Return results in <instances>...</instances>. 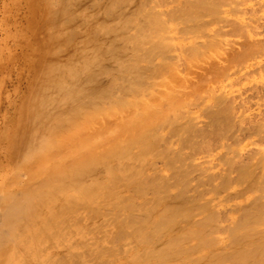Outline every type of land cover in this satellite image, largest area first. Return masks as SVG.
Instances as JSON below:
<instances>
[{
    "label": "bare ground",
    "instance_id": "obj_1",
    "mask_svg": "<svg viewBox=\"0 0 264 264\" xmlns=\"http://www.w3.org/2000/svg\"><path fill=\"white\" fill-rule=\"evenodd\" d=\"M57 1L59 0L54 2L57 4ZM70 1L72 4L70 7H73V5L77 3V0H64V2H62L63 4L60 3L57 8H55V6L51 8L52 5L50 6L49 3L50 0H37V4L36 2L34 3L36 7L34 13L36 14V18H39V22H43V25L44 23H46V25L47 23L52 25L53 30L55 28L56 32L59 30L55 34L52 33L53 36L57 35L56 40H54L55 37L49 35L50 37H46V41L43 39L44 42H41L43 45L46 44L47 39L53 41L56 46H58L57 43L59 41V46L62 45L61 43H67V45H70L72 42V40L70 43L66 41L70 40L72 35H76L72 29L70 30L71 27L73 28L74 24L72 26L68 24L71 26L68 30L63 26L64 30L61 26L69 19L72 20L71 18H74V21L77 20L78 16L75 14H81V12H78L79 10H77V13L76 10H70L68 7ZM92 1L93 3H100L101 0ZM124 1L126 2V5ZM133 1L130 2L129 5L133 3ZM140 1L136 0L134 6V3L131 4L133 8L129 15H125L124 17L123 15L125 13L121 15L123 18H119L120 22L118 23V26L116 25V21L120 15L116 14L117 17L115 20L114 17L116 15L113 14V21L115 20L114 22H116L115 25L117 26H113L116 28V34H114L116 35L115 37L109 36L105 39V42L93 47L96 43H93V45L91 43L94 37L89 35V39L87 34H85L86 38H88V41L91 43L88 45H92V48L88 46L89 49L86 47V49L82 50L80 53L77 51H75L77 53H74V50H72V46L70 45L71 49H69L71 51H69V54L73 53L72 55L74 57L67 60L64 64L47 63L43 57L44 60H42L43 66L40 75L45 78V84L39 89L40 93L38 92L37 98H34L38 108L33 110L31 115L27 116V119H24V121L22 120L24 126L26 122L30 127V135H33V133L35 134V131L40 127L43 128L42 135L39 139H33V137L29 138L22 151L21 157L8 172L7 180L0 185V264H264V229H260L262 221L260 218L263 216L258 217L256 212L253 214V211H256L254 208L253 211H249L247 208L250 206L246 207V209L242 210L243 213L240 212L239 215L242 214L241 217L235 215L230 216L229 225L223 227L221 224L222 221L218 219V216L220 215L218 214L219 212L215 213L216 211H213V207L204 206L205 208L203 209V205L199 206L196 203L203 200L204 194H202V192L201 194H197V192H195V194L187 192L188 195L192 196L189 199V196H186V190L192 181L189 182L190 177H188L187 173L189 172V162H191L192 156L189 154V157H187L188 155H183L184 152H181V148L188 145L196 149L195 146L199 142V140H197L196 143L195 140L196 131L194 130V125L191 124V121L188 122L187 120L192 119L188 116L187 105L191 103L192 100H195L192 103L193 105L198 102L197 93L192 90L190 85V73L188 72V75L187 71L190 70L191 67L203 69L201 67L202 65L219 60L221 61V59L222 63L224 58L220 59V57L223 54V51H227L226 49L223 50L222 47L224 43L230 45L229 40L225 39L222 43L215 40L216 38L212 39L213 41H209L208 38L207 41L205 40L206 42H203L205 44L208 43L207 47L195 48L197 45H195V42H191L194 38L188 39V35L187 37H178L175 32L176 28L174 27V29L170 24L171 21L168 22L164 17V15H166L169 19L170 16L179 13V15H181V22L187 25L188 20L190 22L195 21L196 16L201 12L208 10L210 13V11H213L209 0H192L193 2L190 1L192 2L191 4L187 0L185 2L186 4L182 1V7L175 11L173 9H175L174 7H178V4L172 6L173 8L171 7L170 9H167L169 6L165 3V0H154L158 3L157 9H155L156 7L147 6L152 0ZM218 1L220 4L224 2L223 0ZM230 1L232 2L233 0H227V4L228 2L230 5L234 3V1L232 3H230ZM241 1L243 2V0ZM255 1L257 2V0ZM108 2L107 9H103V7L100 8L103 10V14L114 4L117 8V4H121V2H124L122 5L125 6H127L128 3L127 0H108ZM172 2L173 1L171 0V3ZM239 2L240 0L238 3ZM243 3L246 4L247 1ZM243 3L240 4L243 6ZM184 4L185 6H183ZM84 5H86V2ZM95 5L98 7L97 4ZM223 5H225V3H223ZM236 6L237 2H235L234 7ZM161 7L165 8V13L167 12L166 14L162 11ZM98 8L97 14H99L100 11ZM120 8L122 7L120 6ZM258 8L260 9L262 7ZM241 9H238L237 6V10L240 11ZM102 10L100 11V14H102ZM233 10H231L232 12L230 14L234 13ZM237 10L234 11L237 12ZM119 11L122 13V10ZM124 11L126 12V9H124L123 12ZM243 11L245 12V9ZM109 12H107V15ZM114 12L117 13L116 11ZM261 12H264V10ZM207 13L206 16H208ZM94 14L96 13L94 12ZM100 14L98 16H100ZM237 14L230 15L229 20L233 23L228 27L233 29H231V32H229L230 30L226 31V33L229 32L231 36L237 37V30L244 29L243 33L246 35L244 36L242 34V38L243 36L246 37L249 43L252 44V47L249 44L247 48L256 49L258 46H261V50L258 49L260 52H264L263 47L260 44L254 48V45H257L256 43L262 44L264 42L263 40L260 42L258 39V35L262 32L259 28L260 21L258 22V20L261 19L262 22L264 21V17L259 16L260 19H257V17L254 16V19H251V13L250 16L249 14L248 16L252 22H249V18L244 16L246 21L248 20V22H246L245 18L243 19ZM254 14L256 13H253L252 15ZM83 15H85V12H83ZM87 15L88 19H91L92 21L93 16L89 18V12ZM101 16L103 17L104 15ZM213 16L211 14L212 18ZM218 16L220 17L219 14ZM223 16L220 19L218 18L219 21L222 20L225 22ZM79 17L81 19L84 16L81 17L79 15ZM86 18L87 17H84V20ZM80 19L78 18L77 21ZM108 19H110V17ZM215 19L216 18H214V21ZM84 20L82 19V22H79L80 25L86 22ZM109 21L112 22V19ZM69 22L70 21H68V23ZM108 23H106V21L105 23H101L103 27L105 26V31L102 30L103 37L107 34L106 32H114L115 30L113 27L112 30L108 29L106 24L107 26L111 24ZM217 24L215 23V25ZM43 25H41L42 28L45 26ZM234 25L238 29H234ZM83 26H85V28L87 27L86 25ZM90 28L94 27L90 26L88 29ZM191 28L192 27H190V29ZM49 29L51 30V28ZM98 29L100 30L99 33L95 32V34H100L102 28ZM44 31L42 30V32ZM103 31L106 34L103 33ZM234 31L235 34H233ZM78 32L79 31H77V33ZM80 33L78 34L81 35ZM221 33L222 32H216L220 37L224 35L228 36L229 34L224 33V31L222 34ZM238 33L240 36L241 31ZM216 34L214 33L213 36H216ZM42 35L44 36V34ZM45 35L47 36V34ZM98 36L102 37L101 35ZM52 37L54 38L53 40L50 39ZM115 38L119 39V42H117L120 43V45H118L119 48H111V42L115 41ZM223 38H225V36ZM117 39L116 41H118ZM100 40L101 39L99 38V41ZM187 40H189V42H187ZM241 40L244 41V39ZM56 41L58 42L56 43ZM186 43H190V46L186 45ZM52 45L51 42V46ZM171 45L173 46L172 49ZM235 46L236 45H232L234 49ZM227 47L232 48L231 46ZM60 48H62V46ZM173 48L179 53L178 67H175L174 63L167 61L166 58L163 57L164 53L172 51ZM188 48L191 49V51H188L189 53L186 51L189 50ZM247 48L244 49L247 50ZM212 49L216 52L214 54L211 53V56L205 58V54L202 50L209 51ZM182 50L188 54L184 55ZM259 50H253L254 53L257 52L255 53V56H257L256 54H258ZM236 51L239 52L240 50ZM242 53L243 52H239L238 54ZM74 54L78 55L75 57ZM72 55L69 56L72 57ZM229 56L226 59H228ZM253 56L254 55H252V58ZM108 57H113L116 63L115 68L117 73L115 72V76L109 77L111 78L110 91L113 89V92L109 93V90H107L105 94L99 95H103V97L101 96V98L97 100H94V98L92 103H90L91 101L89 100L88 102L91 105H85L86 107L90 105L87 108L82 105L86 103H81L84 98L83 95V98L80 101L82 106L79 105L76 108L77 105L75 106V102L77 104L80 95L76 93L77 90H75L76 88L74 85L78 84L80 80L95 74L92 73V71L95 72L97 70L96 72L99 73L98 70H103V68H98V65L96 64ZM157 57L159 58L157 59ZM45 58L47 59V56ZM197 60L200 62H193H197ZM229 60H231V58L228 59V62ZM238 60H241L240 57ZM230 62L229 65L233 63V60ZM235 63L233 67H235ZM146 65H149L151 72L150 79L147 78L148 81L151 80L150 82L139 79L140 73H142L141 71L149 72V70L146 69ZM96 66L97 68H95ZM181 66L182 68H180ZM225 67L230 68L228 65L224 66L225 72ZM106 69L108 68H105V70ZM261 70L259 69V71L264 74V69L263 71ZM38 71L39 70H37V73ZM159 71L165 73L167 76V79L164 78L166 79L165 81L162 78H158L161 81H164L160 82L161 84L159 83L162 89L157 88L156 86L158 83H155V77ZM123 72L127 73V75H123ZM101 73L103 75V71H101ZM108 74L109 73H107V75ZM37 75H39V73ZM40 75L37 77L40 78ZM95 75H97V73ZM93 77L91 76V78ZM206 77L209 76L206 75ZM205 79L207 80V78ZM238 79L240 78L238 77ZM230 86L232 87L234 85L231 84ZM207 87L209 86L207 85ZM261 88L258 87V90ZM244 90H242V92ZM219 91H221V88ZM223 93L219 96L223 95ZM253 93H256V91H253ZM86 94L87 92L85 95ZM239 94H241V92L239 93L238 91V97L240 96ZM256 94L253 95L256 97ZM261 94H258L259 98H262L260 97ZM248 97L249 96H247V98ZM62 98H68V101L64 104L61 103V106H59L60 104L57 105V107L50 112L46 111L47 106L51 102L53 103V101L61 100ZM198 98L202 99L200 95ZM259 98H257V101ZM232 99L233 98L230 100ZM236 99L238 98L235 97V100ZM87 100L88 99H86V101ZM217 102L218 101H215V99H210L205 101L204 106L202 104L201 106L205 107L206 110L211 109L212 111V114H208L211 116L209 118V127L210 130L213 131H208L207 133L214 132L216 137L221 138L222 134L228 129V126L221 118H224V116L221 115L222 112L220 110H222V108H219ZM240 102L239 104H241ZM64 105L68 106V112L65 114L61 111ZM190 106L191 105L189 104L188 107ZM196 106L197 105H195V107ZM79 107L86 109L85 114H82L84 111H78L76 114L79 115L73 116L72 112L78 110ZM241 107L239 106L240 109ZM259 107L261 108L262 105ZM230 108H232L231 105ZM234 110L232 109V111ZM243 110H241V113H244ZM189 111L191 114L194 109L193 111ZM79 112L83 117H80ZM249 113H251V111ZM229 116L232 117L231 115ZM249 116H252V114ZM259 116L260 115L258 114L257 117ZM259 118L264 119L262 116ZM184 120L187 121L184 122ZM194 121L196 120L194 119ZM201 127L204 129L200 130L205 132V126ZM235 127H237V125ZM195 129H197L200 134L201 131L199 132L198 126ZM254 129L255 128L252 130ZM245 130H247V128ZM207 133H204L201 136L198 134V138H200L201 142L204 140L208 141L205 139L206 135H208ZM181 135L184 136L181 137ZM263 136L261 138H263ZM35 137L38 138L39 134L38 137L37 134H35ZM234 137H232V139ZM16 138L17 137H15V143L18 142V139ZM172 138L175 140L173 141ZM234 139H236V137ZM259 141L261 140L259 139ZM241 142L239 141L237 144ZM198 145L201 147V144L198 143ZM257 145L258 147L261 146L259 144ZM209 148L210 153L212 154L211 145ZM197 149H199V147ZM229 150L231 149L229 148ZM192 152H194V150ZM197 153H195L194 159ZM227 153L229 152L227 151ZM259 154L260 153H258V156ZM232 157L236 158L234 154ZM232 157L229 159L226 158L227 161H224L226 162V165H229V163L232 164ZM246 158L243 159L241 163H246L249 157L247 160ZM154 159H162L165 169L160 170L161 172L154 170L155 167L152 168L150 166ZM249 168H251V166L248 167V170ZM260 168L261 167H259V169ZM209 169L210 167L208 170ZM234 169H237V167ZM94 170H97L98 173H100V176L92 179L87 177L88 174L91 175V172ZM244 170V172L242 171L243 173L241 175H238V177L236 176L237 179L235 178L236 180L231 183L228 182V175H223L221 177L222 185L220 186L228 189L233 187V189H235L237 186L246 183L245 179L250 178L248 181H251L253 175L251 177L247 172V169ZM201 174H203V172H201ZM216 175L217 173L212 177L217 178ZM258 175L255 174L257 179L259 177ZM202 176H205V172ZM202 176H199V178H202ZM255 176L253 179H255ZM262 176L263 175H261V177ZM83 178L84 180H90L83 183ZM36 181H39L40 184V187L39 184L36 186L38 189L33 187V184ZM242 181L245 182L242 183ZM254 181L257 180L255 179ZM263 181L261 182L263 183ZM171 185H175V190L177 192L172 190ZM196 185L199 186L197 182ZM217 185L215 184V186ZM248 185L250 186L252 184L249 183ZM220 186L218 188L221 189ZM191 187L192 186L190 185V188L188 189L191 190ZM199 187L196 189H199ZM253 187H256L255 189H257V186ZM196 189L194 190L199 191ZM220 189L218 190L220 191ZM224 191L227 192V189ZM216 192H214L213 195L215 194L217 196ZM262 195H264V193L261 192V197L259 198H263ZM172 196H176L177 201L173 199L174 202L170 198ZM169 198L174 204L173 202L171 204V201L168 203ZM215 214H218V216L216 217ZM221 219H224L223 215L221 216ZM219 234L224 236H220Z\"/></svg>",
    "mask_w": 264,
    "mask_h": 264
},
{
    "label": "rangeland",
    "instance_id": "obj_2",
    "mask_svg": "<svg viewBox=\"0 0 264 264\" xmlns=\"http://www.w3.org/2000/svg\"><path fill=\"white\" fill-rule=\"evenodd\" d=\"M51 1L52 0H50V2H49L50 6L52 5L51 8H53L54 6H55V8H57L60 3L63 4L62 2H64V0H59V1H57V4H56L55 3L56 0H53L52 2ZM132 1L131 0L130 1L127 0V2H128L127 6H125L126 5L125 1H124L125 5H122V4H124V2H121V4H117L118 10L115 7L116 6L115 4L112 5L113 7L110 6L109 8L112 11L110 9H108L107 12H109V10H110V12H112V13L109 12L110 13V14L108 13L109 16L107 15V12H105L106 10L104 11L106 14L105 13L103 14V10L100 9L101 7H103V9H107L108 0H106V2H105V0H101L100 3L99 2L93 3L92 0H77V3H75L73 5V7H70V5H72L71 1H70L69 4H68L69 9L70 10H74V11L76 10V12H77V10H79L78 12H81V14L78 13V12H77L78 14H75V15L78 16V17L76 16L77 20H78V18L80 19L79 15L81 17L82 16L87 17L86 18L87 20L86 19L84 20V17H82L79 21H77V20L74 21V18H71L73 21L69 19L68 20V21H70L69 23H68V21H66V23L64 22L62 24V26H61L63 29L65 27V29L68 30V28H70L74 24L73 28L75 30L72 27L70 28V30L72 29L74 34H76V35H74V36L72 35L70 40L66 41V42L70 43L71 40H72L70 45L72 46V50H74V53H77V52L80 53L82 50H85L86 47L88 49H89V47L92 48V45L95 42L96 43L93 45V47L94 46H98L99 44L105 42V39H107L109 36L115 37L116 35H114V34H116L115 33L116 28H114V27L118 26V23L120 22L119 18L122 17L121 15H123L125 13L123 15V17H124L125 15L127 16V15L130 14V12L132 11L133 6L135 5L134 2L136 0L133 1L134 4L131 3V4H133V6L131 4L129 5V3L132 2ZM138 1H140V0H138ZM172 1L174 3L173 2L171 3V0H165V3L169 6L167 9H170L172 6H175V4L176 5L178 4V7H174L175 8V9H173L174 11L176 9H179V8L182 7L181 6L183 4V3H181L182 1L184 3L186 2V0H176V1L172 0ZM187 1H189L190 4L193 2L192 0H187ZM190 1H192V2H190ZM223 1H224L223 3H225V5H223V3L220 4L218 0H209L210 5L213 8V11H210V13L208 12V10L201 12L199 15L196 16L195 21H193V22L191 21L190 22L188 20L189 23L186 21L187 25L185 23L181 22V15H179V13H176L173 16H170L169 19H168V17L166 15H164L163 13L162 14L168 20V22L171 21L170 22L171 26L173 28L174 27L176 28V29L175 28L174 29H175V32H176L178 37H187V35H188V37H187L188 39L189 38H191V39L194 38L191 42H193V43L195 42V45L198 46V47L196 46L195 48H200V47L205 48V47H207L208 43L205 44L203 42H206L208 38H209L208 39L209 41H213L212 39L216 38L215 40H217L218 42H222V43H223V41L225 39H228L229 43H230V45H228V43H224L222 48H223V50H225V49L227 51L229 50L228 52L227 51L226 52L228 53V56L230 55L229 58H231V60H233L232 64L229 65V62L231 60H229V62H228L229 58L226 59L228 57L227 53L225 51H223V54L221 55L220 59L224 58L223 59L224 63L223 62L221 63L222 59H221V61L218 59L219 61L212 62V63H206V64L202 65L201 67L203 69H201V68L200 69H196V68H192L191 67L190 70L187 71V73L188 72L190 73V77H191L190 85L192 87V90L197 93V100H198V102L196 101L198 104L194 103V105H193L192 103L195 100H192V102L189 103L191 106L188 107L189 104L187 105V111L189 113L188 116L192 118L191 120H189V119H187V120H188V122L191 121V124L194 125V130L196 131L195 140H196V143H197V140H199L198 143L201 144V147L197 143L196 146H195L196 149H194V148H192V147H190L188 145H185V146L183 145L184 147L181 148V152L182 151L184 152V153L182 152L183 155H188L189 154L190 156H192L191 162H189V169H188L189 172H187L188 173V177H190L189 182L192 180L190 182L188 188H190V185H191L192 189L189 190L187 188L186 196L188 195L187 192L191 193V194H195V192H197V194H201V192H202V194H204L203 200L201 202L199 201V203L198 202H196V203L199 206L203 205L202 206L203 209L205 207H213V211H216L215 213L219 212L218 214H220L221 216L223 215L225 220L221 219L220 215L218 216V214H215L216 217L218 216V219H220V221H222L221 224L223 225V227H225V226H228L229 223H230V221H229L230 216L235 215V216H238V217L240 216L241 217L242 214L239 215L240 212H242V210L246 209V207H248V206H250L251 208L249 207V208H247V210L253 211V208H254V210H256V211H253V214H254V212H256L258 217H260V216L264 217V195H262L263 198H259V197H261V192L264 193L263 192V190H264V181H263L264 180V177H263L264 176V169H263L264 168V139H263L264 138V136H263L264 135V131H263L264 130V119L259 118L260 116H262V118H264V114H263L264 113V95H263V93H264V90H263L264 89L263 88L264 87V84H263L264 83V74L259 71V69L260 70L262 69L261 71H263V69H264V67H263L264 66L263 65L264 64V52L263 51H262L263 53L260 52L261 46L260 47L258 46L259 44L262 45L263 50H264V44H263L264 42L262 44L261 43H256L257 45H254V48H256L257 46L258 47L256 49H253V48H251L252 44L249 43V41H248V39L246 37H244L246 35V34L243 33L244 29L241 28L243 31L242 30H237L238 32L241 31V33H240V36H239V33L237 32L238 34L236 33V36L238 35L239 37L238 36L235 37V36H231V34L229 33V32H231V29H233V28L230 29L228 27L229 25H232V23H233L231 20H229L230 15H234V14H237V13H238L237 15L240 16L243 19L245 17L249 18L251 13L252 14L253 13L258 14V15H256V14L252 15L251 14V16H250L251 19L252 18L254 19V16H256L257 19L259 18V16L260 17L261 16L264 17V12H261L262 10H264V8H263L264 0H262L263 2L261 0H257V2L255 0H250V1L249 0H243V2L247 1L248 4L247 3L244 4L241 0H240L239 3H238L239 0H237V1L233 0L234 3H232L233 1L232 2L230 1V3H232L231 5L229 4V2L227 4V0H223ZM35 2L37 4V0H0V185L5 183V181L7 180L8 172L11 170V168L16 163V161L21 157L22 151L25 148L26 143L28 142L29 138L33 137V139L34 138L35 139H39L40 136L42 135V132H43V128L42 127H40L39 129H37L35 131V134H37V137H38V134H39V137L36 138L34 133H33L34 136L29 134L30 127L27 125V123L25 122V126L22 123L24 121V119L28 118L27 116L31 115V112L33 110L38 108V105L36 104L34 98H37L39 89H41L42 86L45 84V78L40 75V72H42L41 69H42V66H43V61L42 60L45 59L47 63L51 62V64H64L67 60H69V59L74 57L72 55L73 53L69 54L70 53L69 51H71L70 50L71 46L67 45V43L66 44L65 43H61L62 44L61 45L62 48H60L61 46H59L60 45V41L59 42L56 41V43L58 42L57 45L59 47L56 46V44L53 43V41H51L49 39H47V42H49V43L46 42V44H48V45H46V44L43 45V43H41V42L46 41L45 40L46 37H50L49 35L53 36L52 33L55 34L59 30L56 32L55 28L53 30V28H52L53 26L52 25H50L48 23L46 25V23H44V25H45L44 26L43 22H39L40 21L39 18H36V14L34 13L35 10H36V7L34 5ZM85 2H86V5H84ZM104 2H105V5H104ZM235 2H237L238 9H241L242 5L240 3H243L242 9L240 11L237 10V6L234 7L235 6ZM92 4H93V6H92ZM95 4H97L99 8ZM157 4L158 3H156V1L152 0V1H150L148 3L147 6H151V7H154V8L156 7L155 9H157V7H158ZM185 4L183 6H185ZM187 5H188V2H187ZM222 5L225 6V7H223ZM245 5H247V6H245ZM248 5L251 8H249ZM260 5H262V6H260ZM95 6H96V9L94 11ZM120 6L123 9L120 8ZM258 7H262V8H260L261 10ZM97 8L100 9V11L102 10V14H100L101 12L99 11L100 16H98L99 14H97L98 13ZM161 8H162V11H164V13H165V11H166L165 8L164 7H161ZM255 8H257V9H255ZM83 9L86 10V11H84ZM124 9H126V12L125 11L123 12ZM233 9L237 10V12L234 11ZM244 9H245V12H247V13H245L243 11ZM251 9H252V11H251ZM119 10H122V13ZM231 10H233V12H234L233 14H230L232 12ZM114 11H116L117 13H115ZM83 12H85V15H87V13L89 12V16H90L89 18H91L93 16L92 18L95 19L96 21L93 20V19H92V21H91V19H88V15L87 16L83 15ZM94 12L97 14L98 17L96 16V14H94ZM118 12H119V14H118ZM127 12H128V14H127ZM206 13L208 14V16H206ZM113 14L114 15H116V14L120 15L118 17L117 21H116L117 22V24H116L117 26L115 25L116 22H114L116 20L117 15L114 17L115 20L113 21V16H114ZM211 14H212V16L214 15L213 18L211 17ZM218 14L220 15V17L218 16ZM248 14H249V16H248ZM101 15H104V16L102 17ZM106 15L108 16V18L110 17V19H112V22L109 21L110 19H108ZM215 16H218V17H215ZM222 16H223V20L225 22H223L222 20L219 21V19L222 18ZM104 18H107V19H104ZM122 18H120V19H122ZM214 18H216V19L219 18V19L218 20L215 19V21H214ZM250 18H249V22H252L250 20ZM82 19L84 21H86L87 23L86 22L84 24L81 23L82 25H80L79 22H82ZM105 21H106V23H108V21H109V23H111V24L108 23L109 26H111V27L107 26V24H106V27L108 29L112 30V27L114 26L113 27V29H115L114 32L113 31L109 32V33L106 32L107 34L104 32L105 31L104 30L105 26L103 27L101 23H103V22L105 23ZM245 21H246V18H245ZM77 22H78V25H80L81 27L77 25ZM246 22H248V20ZM258 22L260 23L259 28L262 30V32H260V34L258 35L259 36L258 39L261 42L262 40L264 41V35H263L264 34V30H263L264 29V27H263L264 26V23H263L264 21L261 22V19H260V20H258ZM75 23H76V25H75ZM215 23L216 24L219 23V24H217L218 26L215 25ZM224 23H225V26H224ZM40 24L43 25L44 28H42ZM68 24L71 25V26H69ZM83 25H86L88 28L90 26H93L94 28L88 29L87 27L85 28V26H83ZM235 25H234V29L237 28ZM188 26H190L192 28L190 29V27H188ZM48 27L51 28V30ZM95 27L97 28L98 31L96 30ZM98 28H100V29L102 28L100 34H98L99 31H100ZM42 30L43 31L46 30V31L42 32ZM76 30L79 31L78 33H80L82 31L80 33L81 35H79ZM83 30H85V31H83ZM88 30H89V32H88ZM102 30H104L103 33L106 34V35L103 34V35H105L104 37L102 36ZM111 30H109V31H111ZM215 30H217V31H215ZM165 31H168V30H165ZM223 31H224V33H226V31H229V32H227V33H229L228 36L224 35L225 38H223L224 36H221L222 37L221 38L220 36H218L219 34H216V32H218V33L222 32L223 33ZM95 32H98V33L95 34ZM48 33H50V34H48ZM214 33L216 34V36L214 35L215 37L213 36ZM42 34H44L45 37ZM45 34H47V36ZM85 34H87L89 39H90L89 35L94 37L92 39V41H91V43H92L91 46L88 45V44H91V43H90V41H88L89 39L86 38ZM233 34H235V31L233 32ZM242 34L244 35L243 38H242ZM98 35H101L102 37H99ZM262 35H263V39H262ZM56 36L57 35L53 36V37H55V39L53 37L50 38V39L56 40L57 39ZM217 36L220 37L221 39L218 38ZM111 37H110V39H111ZM228 37H230V38H228ZM99 38L101 40L102 39H104V40H102V41L100 40L99 41ZM43 39H44V41H43ZM95 39H97V40H95ZM116 39L117 38H115V41L111 42V46H112L111 48H119L118 45H120V43H117V42H119V39H117L118 41H116ZM241 39H244V41L241 40ZM245 41H246L247 45H246ZM51 42L53 44L52 46H51ZM187 42H189V40H187ZM236 42H237L238 45L236 44ZM249 44L251 46L250 48L253 49V50H259L260 49L258 51V54H256L257 56H255V53H257V52L254 53L253 50L250 51L251 49H248L249 47L247 48V46H249ZM147 45H146V47H147ZM186 45L190 46V43H186ZM232 45L233 46L236 45L235 46L236 50H240L239 52H243L242 54H245V55L247 54V55L245 56V55H242V54H238L239 52L236 51L234 49V47H232ZM53 46L56 47V48H54ZM227 46H231L232 48L227 47ZM45 47L46 48L48 47V48L46 49ZM51 47H53V48H51ZM172 47L173 46L171 45V49H172ZM244 48H247V50H245ZM48 49H49V51H48ZM188 49L189 50H186L187 52L191 51L190 48H188ZM244 50H245V52H244ZM75 51H77V52H75ZM202 51L205 54V58L211 56V53L214 54L216 52L213 49L209 50V51L208 50H205V51L202 50ZM211 51H213V52H211ZM230 51H232V52H230ZM187 52L183 51L184 55L189 53V52L188 53ZM180 53H181V51H180ZM224 53H226V54H224ZM69 55H72V57H70ZM74 55L76 57L78 54H74ZM252 55H254L255 57L253 56V58H252ZM46 56H47V59L45 58ZM167 56H168V58H167ZM248 56H250V57H248ZM43 57H44V59H43ZM68 57H70V58H68ZM163 57H165L167 61L174 63L175 67H178L177 64H178V61H179V53L177 51H175L174 48H173L172 51L164 53ZM239 57H240L241 60H238ZM158 58L159 57H157V59ZM38 60H39V62H38ZM49 60H51V61H49ZM193 62L194 63H198L200 61L197 60V62L196 61H193ZM218 62H220V63H218ZM244 62H245V64H244ZM213 63H214V65H213ZM234 63H235V67H233ZM103 64H105V65H103ZM96 65H98V68L99 67L103 68V70H98L99 71V73H98V72H96L97 70L94 69L96 71L95 72L92 71V73H95V74L97 73V75H95V74L91 75L92 77L94 76L93 78H91V76L86 77L85 78L86 80L82 79V80H80L78 82V84L74 85V87L76 88L75 90H77L76 93H78V95H80V97H78L79 101L77 102V104L75 102V106L77 105L76 108L79 105H81L80 101L83 98V95H84V98L82 99L81 103L82 102L86 103V104H82L83 106H85L87 104L92 103L94 98H95L94 100H97V99L101 98V96L103 97V95H101V96H99V95L100 94H105L107 92V90H109L108 91L109 93L113 92V89L110 91V80H111V78H109V77L115 76L114 73L115 72L117 73L116 68H115V66H116L115 59L113 57H108L106 59H103L101 62H98ZM102 65L105 66V67H103ZM226 65H228L230 68L225 67L226 68V72H225L224 66H226ZM220 66H221V68H220ZM259 66H261L262 68L259 67ZM95 68H97V66ZM105 68H108V69L105 70ZM180 68H182V66ZM183 68H184V66H183ZM146 69H148L149 72L148 71H144V72L141 71L142 73H140V78L139 79L144 80V81L147 80L146 82H150L151 80L148 81V79H150L149 77H151L150 76L151 72H150L149 65H146ZM37 70H39L38 73L41 76L40 78H38L39 75H37L38 74ZM101 71H103V75H102ZM124 72H123V75H127V73H124ZM107 73H109V74L107 75ZM189 73H188V75H189ZM141 74H143V75H141ZM206 75H208L209 77H206ZM232 75H233V77H232ZM237 76L240 79H238ZM241 77L242 78L244 77L245 79L244 78L242 79ZM87 78H89V79L91 78L90 79L91 82ZM158 78H160V79L161 78L162 79L166 78L167 79V76L165 75V73H163L161 71H159L156 74L155 83H158V85L156 84L157 85L156 87L159 88V89H162V87L160 86V84H161L160 82H162L163 80L161 81ZM205 78H207V80ZM166 79H164V81ZM156 81H158V82H156ZM231 84L234 85V86H232L233 88L230 86ZM207 85L209 87H207ZM258 87H260V88L262 87L260 89L261 91L258 90ZM220 88H221V91H219ZM230 88H231V91H230ZM233 89H234V91H233ZM250 89H251V91H250ZM242 90H244V91L242 92ZM252 90L254 92L256 91L257 94L253 93ZM238 91H239V93L241 92V94H239L240 98L238 97ZM86 92H87V94H86L87 96L85 95ZM98 92H99V94H98ZM222 93H223V95L219 96ZM253 94H256L257 98H259L258 94H261L260 97H262V98H259V100L257 101V98ZM88 95H89V97H88ZM199 95H200V97L202 99L198 98ZM218 96L220 97V99H219ZM247 96H249L251 100L249 99V97L247 98ZM235 97H237L238 99L235 100ZM252 97H253V99H252ZM231 98H233V99L230 100ZM67 99L68 98H62L61 100L53 101V103L51 102L47 106V108L45 107L46 111L50 112L51 110L56 108L57 105H59V104H60L59 106H61V103L64 104V103H66L68 101ZM86 99H88V100L86 101ZM210 99H215V101H218L217 103H218L219 108H222V110H220L222 112L221 115L224 116V118L223 117H221V118L223 119V121H225L227 123V126H228V129L226 130L227 133L225 132L224 134H222V137H221L222 139L216 137L214 132L213 133H207L208 131H211V132L213 131V130H210V127H209V125H210L209 118L211 117L209 114H212V111H211V109H208L209 111L206 110L205 107L201 106V104L204 106L205 101L210 100ZM239 99H241L242 101L239 100ZM243 99H244V101H243ZM89 100L91 101L90 103L88 102ZM248 100H250V101H248ZM234 101H236V102H234ZM239 102L241 104H239ZM195 105H197V106L195 107ZM230 105H231L232 108H230ZM258 105L259 106L262 105V107L260 108ZM89 106H87V107H89ZM239 106L240 107L242 106L243 108L241 107V109H240ZM234 108H235V110H234ZM245 108H246V110L249 109V110H247L248 112L245 110ZM193 109H194V111H193ZM232 109L234 111H232ZM67 110H68V106L64 105L62 107L61 111H62L63 114H65V113L68 112ZM85 110L86 109H84L83 107H79L78 110L74 111L75 113L72 112V114H73V116H76V115H79V114H76V113H78V111H80V112L84 111V113H82L84 115L85 112H86ZM189 110H192L194 113L192 112L190 114ZM241 110L244 111V113L242 112L243 114L241 113ZM250 111H251V113H249ZM262 111H263V113H262ZM240 113H241V115H240ZM251 114H252V116H249ZM258 114L260 115L259 117H257ZM229 115H231L232 117H230ZM239 115H240V117H239ZM80 117H83V116H81V113H80ZM258 118L260 119V121H263V122H260ZM194 119L196 121H194ZM187 120H184V122L187 121ZM21 123H22V125L20 126ZM196 125L198 126L199 132L200 131L202 132V130H200V129H204L201 126H205L206 129H205V132L204 131L203 132L205 134L207 133L209 135V136L206 135V137H205V139H207L208 141H206V140H204V141L202 140L203 142L200 141V138H198L199 137L198 136L199 133H198L197 129H195V128H197ZM236 125H237V127H235ZM238 127H240V128H238ZM246 128H247V130L249 128V130L248 131L245 130ZM251 128L252 129L255 128L254 130H256V131L252 130ZM39 130H41V131H39ZM201 132L199 134L200 136L204 134L203 132L202 133ZM182 136H184V135H181V137ZM234 136L236 137V139H234L235 138ZM262 136H263V138H261ZM15 137H17L16 139H18L17 143H15ZM215 137L217 139H219V140H217ZM232 137H234V138L232 139ZM237 139L240 142L241 141L242 142L237 144V142H239ZM259 139L261 141H259ZM172 140L174 141L175 139L172 138ZM209 141H211V142H209ZM224 141H225V144H224ZM207 142H209L210 144L207 143ZM255 143H257V144H259L261 146L258 147V145L255 144ZM210 145H211L212 154L210 153V150H209L210 149L209 148ZM198 147H199V149H197ZM228 147L231 150H229ZM191 148H192V151L194 150V152L191 151ZM189 151H190V153H189ZM227 151L229 153H227ZM233 152H235L237 154H235ZM195 153H197V154H196V157L194 159ZM258 153H260L259 154L260 157L258 156ZM200 154H202V155H200ZM233 154H234V156L236 158L232 157ZM189 155L187 157H189ZM222 155H224V156H222ZM239 155L240 156L242 155V156L240 157ZM218 156H219V158H218ZM230 157H232L233 160H232V164L229 163V165H230L229 166L228 164L226 165V162H224V161H227V159H229ZM246 157L247 158L249 157L250 159L248 158V161H246V163L245 162L241 163L243 161V159H245ZM247 158H246V160H247ZM236 159H239V160H236ZM151 163L152 164L150 166L152 168L155 167L154 170H156V171H160V170L165 169L164 166H163V160L162 159H158V160L154 159ZM153 165H155V166H153ZM213 165H214V167H213ZM227 166H229L230 168L227 167ZM235 166L237 167V169H234V168H236ZM250 166H251L252 169L249 168V170H248V167H250ZM206 167H208V168L210 167V169L208 170V168H206ZM225 167H227V168H225ZM253 167H254V169H253ZM259 167H261L260 168L261 170L259 169ZM191 168H192V170H191ZM244 169H247V172L249 173V175H251V177H252V175L254 177L255 174H257V175L260 174V173H263V174L258 175L259 176V177L257 176L258 179L255 176V179L257 181H254L255 179H253V177L251 178V181H248V180H250V178L249 179L248 178L245 179L247 185H246V183H243L245 181H242L243 184H241L240 186H237L235 189H233V187L228 189V188H224V187L220 186V185H222L221 177L223 175L227 174L228 177H229V181H228V179H227V181L229 183H231L232 181H235L237 179L236 176L238 177V175H241L244 171H246ZM192 171H193V174H192ZM92 172H94V173H92ZM92 172H91V175L88 174L87 177H90L92 179V178H96V177L100 176V173H98L97 170H94ZM201 172H203V174L205 172V176L204 177L202 176L203 174H201ZM206 173H207V175H206ZM216 173H217V175H216L217 178L216 177H212ZM261 175H263V176L261 177ZM199 176H202V178L201 177L199 178ZM209 176H210V178H209ZM88 180H90V179H88ZM88 180H84V178H83L82 182L85 183ZM261 181H263V183ZM196 182H197V184L199 186L200 185L201 186L200 187L197 186ZM249 183H251L253 186H257L258 191H257V189H255L256 187L254 188L252 185L249 186L248 185ZM38 184H39V181H36L33 184V187L38 186ZM210 184H211V186H210ZM215 184L216 185L218 184V185L215 186ZM171 186H172V190L176 191L175 190L176 189L175 185H171ZM219 186L221 187V189L218 188ZM39 187H40V184H39ZM197 187H199V189H196ZM216 187H217V189H216ZM241 187H243V188H241ZM207 188L210 190V193H209V190ZM36 189H38V188L36 187ZM194 189L199 190V191H195ZM218 189H220V191ZM226 189H227V192L224 191ZM259 189H260L261 192L259 191ZM192 190H193L194 193L192 192ZM216 191H218V192H216ZM221 191H223V192H221ZM214 192H216L217 196L215 194L213 195ZM229 192H231V193H229ZM206 193H208V194H206ZM188 196H189L188 197V199H189V198H191L192 195H188ZM172 197H170L172 200L173 199H175V200L177 199L176 196L175 197L172 196ZM170 198L168 200L169 202L168 201L167 202L170 203V201H171V204H172V202L174 200L172 201ZM231 198H232V200H231ZM253 198L255 199V201H254ZM178 200H179V198H178ZM207 201L210 202V203H208ZM220 201H222V202H220ZM257 201H259V202H257ZM174 202H173V204H174ZM203 203L204 204L207 203V204L204 205ZM258 203H259V205H258ZM202 207H201V209H202ZM218 209H219V211H218ZM250 209H252V210H250ZM263 217L260 218L262 220L261 221V225H260V229H264V218ZM262 223H263V225H262ZM219 235L220 236H224V235H221V234H219ZM263 259H264V257H263Z\"/></svg>",
    "mask_w": 264,
    "mask_h": 264
}]
</instances>
